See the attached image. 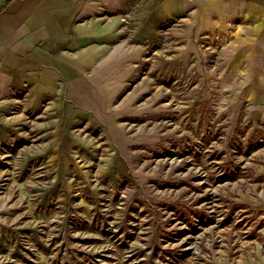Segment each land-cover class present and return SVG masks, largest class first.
<instances>
[{"label": "rangeland", "instance_id": "rangeland-1", "mask_svg": "<svg viewBox=\"0 0 264 264\" xmlns=\"http://www.w3.org/2000/svg\"><path fill=\"white\" fill-rule=\"evenodd\" d=\"M178 39L162 31L143 55L172 79L161 85L156 143L139 144L135 132L149 127L139 122L127 125L138 144L112 150L86 119L56 125L47 102L4 112L0 264H247L261 222L238 202L254 191L264 133L232 127L230 90L218 96L215 74L205 80L214 36ZM75 135L94 147L73 146ZM111 152L121 160L105 164Z\"/></svg>", "mask_w": 264, "mask_h": 264}, {"label": "crops", "instance_id": "crops-1", "mask_svg": "<svg viewBox=\"0 0 264 264\" xmlns=\"http://www.w3.org/2000/svg\"><path fill=\"white\" fill-rule=\"evenodd\" d=\"M162 31L185 41L214 36L217 61L201 66L205 80L215 74L217 95L230 90L232 127L263 134L264 0H0V135L5 111L48 103L56 125L86 119L112 150L138 144L127 125L139 122L149 125L135 132L139 144L156 143L161 85L172 79L143 55L155 51ZM168 57L167 69L174 68L176 56ZM90 139L77 136L71 145L90 149ZM258 141L254 191L238 202L261 222L253 227L247 264H264V139ZM113 153L105 164L112 156L121 160Z\"/></svg>", "mask_w": 264, "mask_h": 264}]
</instances>
